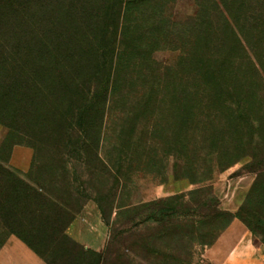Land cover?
Listing matches in <instances>:
<instances>
[{"label":"trees","instance_id":"16d2710c","mask_svg":"<svg viewBox=\"0 0 264 264\" xmlns=\"http://www.w3.org/2000/svg\"><path fill=\"white\" fill-rule=\"evenodd\" d=\"M159 7L0 0V124L33 142L32 171L40 173L0 167V247L15 236L47 264H61L66 242L73 260L89 264L93 251L67 229L83 198L101 210L106 199L117 203L128 155L149 151L159 163L173 159L176 171L210 169L191 180L205 184L215 167L252 156L256 137L264 143V0L249 12L244 0H212L174 28ZM171 46L180 56L163 67L153 56ZM81 168L99 174L103 187L110 181L105 193L76 177ZM115 206L117 217L129 209ZM248 227L264 242V223Z\"/></svg>","mask_w":264,"mask_h":264},{"label":"rangeland","instance_id":"374dc122","mask_svg":"<svg viewBox=\"0 0 264 264\" xmlns=\"http://www.w3.org/2000/svg\"><path fill=\"white\" fill-rule=\"evenodd\" d=\"M159 2L157 10L163 13L173 28L196 18L201 6L208 8L212 5V0ZM256 4L257 0H244V11L249 12ZM179 56V51L171 46L157 52L153 58L161 66L169 67ZM31 144L32 141L8 131L0 124V167L6 166L15 148ZM255 144L253 157L247 156L229 168L215 167L212 174L207 175L211 180L205 184H193L191 180L198 182L202 174H209L210 169L192 171L183 167V170L176 171L173 159L159 163V155L149 151L128 155L124 160V170L120 173L121 189L116 204L129 206V209L121 211L117 217L116 204L112 199L103 202L102 210L94 200H81L84 206L76 219L88 212L85 217L87 222L83 223L87 239L94 236L103 241L102 251L89 254L87 262L100 264L102 257L105 264H264V255L256 260L252 257L249 262V255L237 253L238 246L242 247L244 243L241 234H236L220 246L216 254H212L219 238L229 227L221 230L230 220L238 222L241 230L251 234L253 243L259 242L264 250L263 240L255 237L248 227L250 224L257 229V225L264 223L254 215V212L264 214V175L261 174L264 170V143L256 137ZM34 159L33 151L31 169L22 176L32 179L40 177L38 168L32 171ZM110 162L117 163L119 160L113 157ZM200 164L204 165L202 161ZM89 173L81 168L76 177L84 181L92 178L95 189L105 193L110 181H107V187H103L99 174ZM6 181L0 172V194L7 188ZM173 181H186L191 185V191H197L194 194L190 191L149 200L153 188ZM89 207L93 210L87 211ZM222 214L226 216L222 217ZM249 214H252L251 218ZM0 233L1 238V230ZM216 236V241L211 244ZM8 240L0 247V264L9 263L8 255L3 252ZM73 252L74 249L65 242L61 254L66 253V259L61 264H81L73 260ZM41 261L47 264L45 260Z\"/></svg>","mask_w":264,"mask_h":264},{"label":"crops","instance_id":"0c3cea01","mask_svg":"<svg viewBox=\"0 0 264 264\" xmlns=\"http://www.w3.org/2000/svg\"><path fill=\"white\" fill-rule=\"evenodd\" d=\"M32 161L33 151L30 148L17 147L11 154L8 166L20 174H26L31 169ZM191 189V185L186 181H173L169 184L153 188L149 200L172 197L181 193L190 192ZM89 210H93V208L89 207L87 211ZM87 214L88 212L85 211L81 217L77 218L67 229L66 233L72 240L81 245L85 250L100 253L103 249V241L100 238L94 236L91 237L92 239H87V235L84 232L83 223L87 222V220H85ZM236 234H241L242 238L244 239V243L241 245L242 247L237 245L239 248L237 253L249 255V262L251 261L252 257H255V260L256 258L263 257L264 250L262 245L257 241L253 243L251 234L241 230L240 225L236 221H233L229 228L219 238L215 248L212 250V254H216L220 246L224 245L229 239L234 238ZM253 245L255 247H253ZM3 252L8 255V264H43L41 259L15 236L9 238L7 245L3 249Z\"/></svg>","mask_w":264,"mask_h":264}]
</instances>
